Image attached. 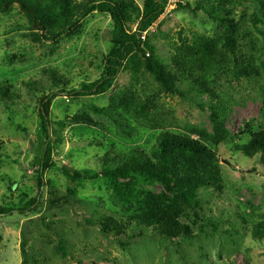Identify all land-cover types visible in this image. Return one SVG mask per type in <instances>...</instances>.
<instances>
[{
  "label": "rangeland",
  "instance_id": "rangeland-1",
  "mask_svg": "<svg viewBox=\"0 0 264 264\" xmlns=\"http://www.w3.org/2000/svg\"><path fill=\"white\" fill-rule=\"evenodd\" d=\"M133 1L142 9L144 0ZM163 1L165 11L143 33L144 41L154 47L167 71L179 76L177 49L198 36L219 37L228 23L210 15L209 9L196 10L200 0ZM262 1L247 0L234 12L245 53L255 61H264ZM131 15L127 24L134 32L138 20L131 21L137 13ZM113 27L110 13L94 11L49 41L29 23L18 3L0 5V85L9 86L12 93V98L0 95V206L14 210L0 215V264H22L24 249L27 264H264V240L253 238L250 222L264 215V158L251 159L234 150L264 129L262 81L257 75L220 80L219 89L232 110L225 123L229 136L219 143L211 140L216 127L208 96L187 86H179L184 95L162 88L147 65L148 49L126 62L106 94L70 97L67 91L104 76L106 56L117 47ZM259 66L255 62L256 71L264 75ZM29 81L36 88L24 84ZM52 90L62 92L50 109L51 135L58 140L54 166L45 172L46 185L40 191L36 170L46 142L41 99ZM122 96L134 104L146 103L155 125L148 128L129 117L113 119L96 111L114 107L116 97ZM129 128L135 129L131 136ZM166 132L215 152L222 185L202 193L199 221H181L191 239L175 234L171 240L159 230L149 227L141 232L136 225L116 232V220L140 215L146 208L133 198L126 203L116 196L102 166L110 155L118 162L134 150L149 152ZM66 171L82 178L73 181ZM119 183L122 190L171 196L158 184L134 179ZM31 202L36 204L29 207ZM241 214L249 215L248 223ZM199 226L204 227L202 234Z\"/></svg>",
  "mask_w": 264,
  "mask_h": 264
},
{
  "label": "trees",
  "instance_id": "trees-1",
  "mask_svg": "<svg viewBox=\"0 0 264 264\" xmlns=\"http://www.w3.org/2000/svg\"><path fill=\"white\" fill-rule=\"evenodd\" d=\"M247 0H200L196 10L209 9L208 13L228 23L224 32L217 38L198 36L191 42H186L177 49L175 63L181 65L179 76L167 69L156 58L153 46L142 38V33L153 26L163 15L165 3L163 0H144L142 9L136 7L133 0H0L1 6L18 3L24 11L29 23L35 29L41 31L47 40H54L68 31H71L78 20L88 14L99 11L110 13L114 27L112 39L117 47L110 51L105 59V74L91 84H85L80 89L67 91V95L74 99L87 96L103 95L109 92L115 85L126 62L136 53H144L150 50L147 65L156 83L170 92H184L179 86H187L198 94L208 96L212 107L215 133L211 140L215 143L224 141L229 136L225 123L229 118L232 105L227 97L219 89L220 80L223 77H231L233 80L242 81L253 77L262 81L261 88L264 91V75L256 71L255 62H259V68L264 72V61H255V58L245 53L240 41L241 29L234 17V12L244 6ZM264 4V1H262ZM137 13V17L131 21L138 23L136 31H130L128 20H132L131 14ZM259 18V15H258ZM264 19V17L262 18ZM26 86L36 88L32 82H25ZM177 84V86H176ZM62 92L51 91L41 99V122L45 133V146L43 155L37 166L40 191L46 185L45 172L54 166L53 152L58 139L51 135L52 122L50 109L52 101ZM0 95L3 99L11 96L10 87L0 85ZM118 110H121L120 113ZM146 103L132 102L130 97H116L109 109L98 108L96 111L108 115L113 119L126 120L128 117L144 127H153L155 120L148 114ZM118 116V117H117ZM134 128H129L127 133L131 136ZM199 134H202L199 132ZM235 152H240L248 158L261 156L264 158V129L253 134L246 144H237ZM216 153L197 141L172 133H161L155 146L149 152L134 150L128 155L120 157L116 161L115 155H110L102 166V175L109 180L114 194L123 202L138 201L144 209L143 213L131 218L116 220L115 231L126 232L131 225L142 228L152 227L159 230V235L173 240V236L184 235L183 240L191 239L188 229L181 223L185 218L193 217L200 220L199 209L202 204V193L211 189L220 188L222 185L221 167ZM117 162V163H116ZM65 174L73 181L82 178L80 173ZM137 180L150 184H158L171 194L156 195L149 191L134 188L132 191L122 190L120 180ZM70 196L72 191H68ZM36 203L28 204L32 207ZM14 210L0 206V215H9ZM245 222H249V215H240ZM252 235L255 240H264V215L258 221H251ZM203 233V226H199ZM135 237H133L134 239ZM180 245L179 242H176ZM28 263V256L23 250L22 264Z\"/></svg>",
  "mask_w": 264,
  "mask_h": 264
},
{
  "label": "built area",
  "instance_id": "built-area-1",
  "mask_svg": "<svg viewBox=\"0 0 264 264\" xmlns=\"http://www.w3.org/2000/svg\"><path fill=\"white\" fill-rule=\"evenodd\" d=\"M144 32H145V31H144ZM144 32H143V33H144ZM143 33H142V38L144 39V38H145V36L143 35Z\"/></svg>",
  "mask_w": 264,
  "mask_h": 264
}]
</instances>
